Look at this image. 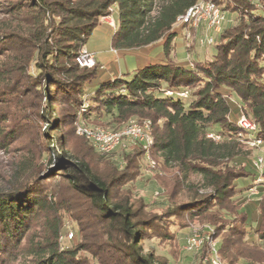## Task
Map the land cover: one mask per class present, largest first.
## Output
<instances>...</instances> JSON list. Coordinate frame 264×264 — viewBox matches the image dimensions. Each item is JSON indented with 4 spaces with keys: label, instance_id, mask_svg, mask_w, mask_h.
<instances>
[{
    "label": "trees",
    "instance_id": "16d2710c",
    "mask_svg": "<svg viewBox=\"0 0 264 264\" xmlns=\"http://www.w3.org/2000/svg\"><path fill=\"white\" fill-rule=\"evenodd\" d=\"M197 1L0 0V147L24 136L36 116L59 125L101 122L113 130L131 117L149 119L150 156L170 174L160 180L168 191L167 206L157 214L144 198L132 195L131 186L124 187L140 175L141 146L134 143L124 151L119 168L86 142L83 151L62 146L61 126L45 130L53 142L46 176L38 181L40 168L26 154L0 185V264H168L145 251L143 239L174 240L176 228L186 227L182 218L214 228L227 264L264 263V185L257 242H249L248 214L237 202L243 188L235 184L249 174L243 162L247 152L236 139L239 116L255 122L252 135L264 143V0H211L224 13L235 12L234 22L217 32L210 53L178 63L170 56L174 25ZM114 9L112 48L162 41L167 59L101 82L81 110L97 65L80 67L76 58L100 18ZM196 34L191 28L190 47ZM183 91L185 96L177 94ZM179 195L186 199L178 201ZM65 214L77 230L61 245ZM203 254L204 247L198 264H207Z\"/></svg>",
    "mask_w": 264,
    "mask_h": 264
},
{
    "label": "rangeland",
    "instance_id": "374dc122",
    "mask_svg": "<svg viewBox=\"0 0 264 264\" xmlns=\"http://www.w3.org/2000/svg\"><path fill=\"white\" fill-rule=\"evenodd\" d=\"M224 14L225 20L221 27L234 22V16L236 15L235 12L230 13L229 11H226ZM115 22L116 10L114 9L110 15L100 18L99 23L93 28L85 44L80 49V52L86 51L88 54H92L95 59L94 64L87 67L97 65L96 75L86 84L87 89L82 94L83 104L81 110L89 104L88 92L93 90V88L101 82L115 77L127 76L136 68H141L148 63L161 62L167 59L162 49V41H157L153 44L136 48H112L111 35L114 30ZM174 30L177 34L171 43L170 56L174 58L176 62L187 64L189 59L198 57L202 58L205 54L210 53L213 50V41L208 43L204 41V39L209 36L214 39L217 31L212 28H207L205 24H201L197 28L193 47H190L191 35L189 37L185 35L187 31L185 26L182 27L179 24H175ZM200 39L203 41H200ZM223 91L227 92V89H224ZM228 98L230 100L235 99L231 94ZM49 105H51V103H49ZM236 115L232 116L233 120L237 119ZM50 116H57L52 109H50ZM130 119L135 118L131 117L128 121ZM249 120L255 126L252 130L256 131L257 128L255 122L251 118H249ZM56 122L57 121L53 118L36 116L35 121L32 122L31 126L27 127V132L24 136L12 140L11 144H9L6 149L0 147V185H3L6 182V179L10 178L14 162H16L19 157H23L26 154H28L40 168V171L38 170L39 175L37 174L38 181L46 176L47 169H45L46 166L44 163L46 164L47 162L46 158L50 149L53 147V142L45 130L50 131V128L55 125L61 126L60 128H62V132L66 135L64 138L65 142L62 146L66 145L67 148L74 151H83L85 150L84 142H86L87 146H89V144L91 145V143L83 135L77 133L76 129L78 125H85L90 128H104V126L109 125L93 121L84 122L82 120H80L79 123L72 124V126L69 123L59 125ZM212 130H214V128ZM214 131H216V128ZM211 133L216 135L215 132H208V134ZM247 135L248 133L244 131L243 136L236 137V139L239 140L242 149L247 152V156L243 159V162L246 164L249 174L245 177L236 179L235 184L238 188H243L242 195H240L237 202L240 204L241 209H244L248 214L247 228L249 233L246 236V239L249 242H257L254 231L258 227L261 218L258 210V202L260 195L262 194V186L264 185V143L255 145L254 143L247 141ZM215 139L218 140L219 138L215 137ZM134 145L136 144L130 140H123L122 144L118 145L111 153H102L94 148L93 151L94 153L104 154L105 157L114 161L118 164L119 168H121L123 166L121 154L124 151L127 152L130 146ZM259 158L262 159L261 163L258 161ZM140 161L142 164L140 175L132 182H127L124 187L131 186L132 195L134 197L139 196L144 198L149 202V209L152 212L162 214L167 206L165 195L168 191L160 180L162 178L166 180L170 174L167 175V173L157 167L156 164L155 166L148 167L147 160L144 156ZM55 166L52 164L51 168H55ZM251 188L257 190L258 193H252ZM182 199H186V197L184 195H179L177 198L178 201ZM175 220L177 221L178 219ZM63 222L64 227L62 229V234H60L59 237L61 245L68 244L69 240L73 239V235H75L77 230L76 222L73 221L68 214L64 215ZM171 222H173V219L169 221V223ZM179 223L186 225V227H182L181 229L176 228L177 236L174 240L169 241L156 235L145 237L143 239V249L145 251L153 250L158 256L166 258L168 264H198V256L201 255L202 249L198 251L185 249V241L194 230H197L204 236L205 234L211 235L212 233V237H214V228L206 222H201L200 219L182 218ZM208 227L210 229H208ZM216 240V243L218 244L219 238L217 237ZM203 247L207 253V244H204ZM204 255L205 254L200 258L203 263H206L204 261Z\"/></svg>",
    "mask_w": 264,
    "mask_h": 264
},
{
    "label": "built area",
    "instance_id": "2783aa9c",
    "mask_svg": "<svg viewBox=\"0 0 264 264\" xmlns=\"http://www.w3.org/2000/svg\"><path fill=\"white\" fill-rule=\"evenodd\" d=\"M225 20L224 11L221 7L216 4V2L211 0H199L192 6H190L182 15L178 16L176 19V24H184L186 31V36H190L191 28H198L201 24H205L207 28H212L215 31H220L223 21ZM200 41H203L200 39ZM204 41L211 43L213 38L211 36L204 39ZM80 66H90L94 64L95 59L92 54H88L86 51L80 52L76 58ZM166 94H172L173 91L166 90ZM178 95L185 96L186 92H178ZM238 126L241 131L238 132L237 137H242L243 132L246 131L247 141L259 145L262 143V139L252 135L254 129V124L242 114L237 120ZM151 121L149 119L143 121H137L136 119H130L124 127L119 130H113L109 128H90L85 125H78L76 131L78 134L83 135L89 140L92 147L102 153H111L115 148L122 144L123 140H130L143 149V155L147 160L148 167L155 166V160L150 156V147L153 142L151 134ZM208 137H217L219 135L208 134ZM258 161L262 162L259 158ZM251 192L257 194L258 191L251 188ZM208 229H210L208 227ZM217 238L211 235L201 234L197 230L187 237L185 241V249L188 250H201L204 244H207V253L204 255V261L207 264H227L219 252L218 244L216 243Z\"/></svg>",
    "mask_w": 264,
    "mask_h": 264
}]
</instances>
